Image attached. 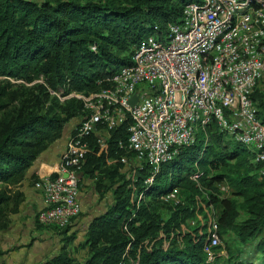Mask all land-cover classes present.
I'll return each mask as SVG.
<instances>
[{"label": "trees", "instance_id": "1", "mask_svg": "<svg viewBox=\"0 0 264 264\" xmlns=\"http://www.w3.org/2000/svg\"><path fill=\"white\" fill-rule=\"evenodd\" d=\"M192 2L200 0H0V76L27 82L43 76L64 96L97 93L107 86L100 81L130 64L133 48L154 27L163 30L169 22L178 23L184 6ZM252 99L264 123V93L256 89ZM4 107L0 102V111ZM79 114V118L83 116V105L71 98L63 112L41 114L32 108L4 128L0 135V221L15 213L13 206L21 201L12 187L25 179L34 161L61 138L64 126ZM127 127L126 122L111 133L105 151H99L94 135L89 137L83 176L96 173L111 182L126 178L119 173L120 165H105L125 154L117 143L127 142ZM252 159L246 147L226 139L211 124L173 162L163 165L150 185L144 186L149 170L143 168L137 171V181L130 184L125 180L113 189V202L87 228L85 246L90 255L83 263H75L63 252L43 264H221L219 258L210 262L204 253L210 228L209 218L201 214L209 206L216 207L218 234L232 233L243 247L261 236L264 179L258 177L261 165ZM184 163L193 165L186 173ZM218 170L234 178L218 174ZM196 171L200 176L194 182L190 177ZM225 180L233 188L234 198L210 194L204 203L200 189L217 191L215 184ZM173 189L182 199L178 204L160 201ZM140 192L144 198L137 207L135 194ZM159 203L173 205H168L166 220L155 211L154 204ZM240 211L245 216L241 222ZM256 251L260 260L253 263L240 260L241 250L228 248L223 264H264V239L259 240Z\"/></svg>", "mask_w": 264, "mask_h": 264}, {"label": "built area", "instance_id": "2", "mask_svg": "<svg viewBox=\"0 0 264 264\" xmlns=\"http://www.w3.org/2000/svg\"><path fill=\"white\" fill-rule=\"evenodd\" d=\"M153 30L133 48L129 65L99 82L107 83L104 89L68 96L82 103L83 116L71 123L57 174L35 183L41 194L39 226L60 231L80 215L88 139L94 135L99 151H105L111 133L126 122L127 142L117 143L125 154L117 163L127 178L148 168L144 186L211 124L252 153V162L261 165L258 177L264 179V123L252 99L256 89L264 93V0L188 3L178 23ZM132 97L136 101L130 106ZM199 176L196 171L190 178L197 182ZM135 198L138 207L144 194ZM160 200L178 204L179 192L173 189ZM209 228L204 253L211 260L218 244L213 211Z\"/></svg>", "mask_w": 264, "mask_h": 264}, {"label": "rangeland", "instance_id": "3", "mask_svg": "<svg viewBox=\"0 0 264 264\" xmlns=\"http://www.w3.org/2000/svg\"><path fill=\"white\" fill-rule=\"evenodd\" d=\"M45 79L46 78L43 76H38L33 78L32 81L27 82L24 80H16L0 76V102L5 104L4 109L0 111V135L4 128L9 123H11L17 115L26 113L28 110L31 111L32 108H35L37 112L41 114H48L54 111L57 113L63 112V110L67 107L68 101L74 97H68L69 95L64 96L61 91L52 89ZM81 114L77 115L73 119H70V121L62 129L61 137L64 136L66 132L69 133L71 123L74 121V119L79 118ZM113 166H117L118 168L120 167L117 163V159H110L106 161L105 167L108 168ZM184 167L185 172L187 168L189 169L190 167H193V165L188 164L187 166L184 163ZM120 170L121 167L119 168V173L121 174ZM210 174L216 173L215 171H211ZM218 174L229 176V178H234V176L231 174H226L221 170H218ZM98 175L99 174L95 173L93 175L94 177H92L86 174L82 177L80 183V192L83 200L82 212L75 220L71 221L67 231L64 232L63 230L60 232L56 230L55 233H57V238H48L41 235H35L34 237V235L30 234V236L25 241H22L21 238H17L16 235L15 239H12L13 241L7 244L2 242L1 239L0 264H43L63 252L68 253L69 257L75 263H83L90 255L88 248L85 246L86 231L90 221L93 219V217L98 215L101 210L105 211L108 205L113 202V189H116V187L121 184L122 181L126 180L131 184L133 179L135 180L138 178L137 172H134L130 178L125 176L126 178H123V180L116 178L112 181H115V185L112 187V182L110 179L106 178L105 175H99V178H101L99 179ZM222 186H225V191L221 190ZM214 188H216L217 191L201 188L203 202L204 200L206 202L209 201L210 194L218 197L219 199L234 198L233 188L226 180L222 183L215 184ZM179 198L182 200L180 195ZM17 200L19 201V198ZM168 205L173 206L172 204ZM168 205L165 206L163 204L161 205L160 203L154 204L155 211L161 215L163 220H166L169 217ZM15 208L17 207L13 206V209ZM212 211L218 214L217 208L212 206V208L206 209L201 214V216L206 215V217L209 218V214ZM9 214L4 220L0 221V233L3 232L2 238H4V235L7 234V231L9 230L11 223ZM244 219L245 216L240 211V217L238 219L239 222L243 221ZM40 227L36 229H46L45 227ZM45 231L49 232L48 229ZM71 237H73V239H71ZM217 237L218 244L215 246L216 249L212 250L213 256L211 257L210 262H214L218 258L221 260V264L226 262L228 248L234 251L238 249L241 250L240 260L253 263H256L258 260H260V254L256 251V245L259 240L264 239V231L262 232L261 236L252 240L248 246L244 247L239 243V241H237V239H235V236L232 233H228L226 235L224 234L222 236L218 234ZM43 243H46V245L44 244L43 246Z\"/></svg>", "mask_w": 264, "mask_h": 264}, {"label": "crops", "instance_id": "4", "mask_svg": "<svg viewBox=\"0 0 264 264\" xmlns=\"http://www.w3.org/2000/svg\"><path fill=\"white\" fill-rule=\"evenodd\" d=\"M68 137L69 133L66 132L64 136L45 150L27 171L25 179L17 186L12 187L13 193L18 192L21 195V201L17 207V211L9 214L11 223L7 231L8 233L4 235V238H2L3 232L0 233V240L2 239V242L6 244L11 243L16 235L17 238H21L22 241H25L30 234L34 235V237L35 235H41L48 238H57V233H55L56 230L52 228L45 227L49 232H46V229H36L40 227L36 221V214L41 208V194L40 190L35 188V180L38 181L43 177L57 174L59 158L66 146ZM81 204L83 207L82 197ZM101 212L103 211L101 210L99 213ZM44 244L46 245V243L42 245L44 246Z\"/></svg>", "mask_w": 264, "mask_h": 264}, {"label": "water", "instance_id": "5", "mask_svg": "<svg viewBox=\"0 0 264 264\" xmlns=\"http://www.w3.org/2000/svg\"><path fill=\"white\" fill-rule=\"evenodd\" d=\"M136 101V97H132L130 100H129V105L132 106Z\"/></svg>", "mask_w": 264, "mask_h": 264}]
</instances>
